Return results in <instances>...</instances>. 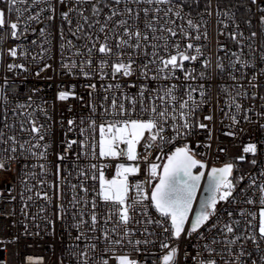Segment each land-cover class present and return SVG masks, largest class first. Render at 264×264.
<instances>
[{
    "label": "snow or ice",
    "instance_id": "1",
    "mask_svg": "<svg viewBox=\"0 0 264 264\" xmlns=\"http://www.w3.org/2000/svg\"><path fill=\"white\" fill-rule=\"evenodd\" d=\"M0 65V171L54 264H264V0H0Z\"/></svg>",
    "mask_w": 264,
    "mask_h": 264
},
{
    "label": "built area",
    "instance_id": "2",
    "mask_svg": "<svg viewBox=\"0 0 264 264\" xmlns=\"http://www.w3.org/2000/svg\"><path fill=\"white\" fill-rule=\"evenodd\" d=\"M241 25L243 27L242 22ZM32 38L35 37H30V39ZM58 42L57 37L56 43ZM12 43L14 42L7 43L5 47H11ZM229 46L231 47V45ZM4 75L5 72L2 65H0V83H2ZM7 75L9 76V84L3 89V92L7 93L12 101H15L16 99H25L28 89L32 87L34 83L37 87L45 89L43 95H45L47 99H51L52 89L49 88L48 84L44 81H39L37 83L32 78L28 77L27 74H23L21 77H13L11 73H8ZM14 90L18 91V95H13ZM261 94H264V89H262ZM259 103L260 102L257 101V104ZM11 106L12 105L10 104L9 107ZM84 114L87 115L86 112ZM138 150L141 149L138 148ZM23 165L24 161L21 160L19 163L10 164L9 171H0V239L10 240L12 236H19L18 242L9 244L7 246V251L0 255L7 259L8 264H22V262L23 264H27L26 258L28 255L44 257L43 264H54V261L59 256L60 250L64 246L61 243L62 226L60 224L56 225L57 237L56 240L53 241L51 236L45 235L44 222L41 219L46 213L50 214L51 209L46 208V213H41L40 208L45 206L44 202L35 196H33L31 201L27 202L26 207L21 201L20 193L24 191V189L20 187V181L23 178L24 171ZM242 167L247 171L250 166L243 164ZM141 179H143V177H141ZM30 183L35 185L36 180H31ZM35 190L36 189L34 188L33 191ZM24 195L27 197L28 193L24 192ZM10 196H14L15 199H11ZM227 207L231 208L232 206ZM24 212H27L28 214L27 222L29 223L31 231H37L35 224H40L39 236L23 235V222H25ZM221 214L224 215L226 219V213L222 212ZM33 215L36 216L35 221L32 220ZM135 219H142V217L137 215L130 224V227L138 229L140 226L135 223ZM63 241L65 244L68 242L66 234L63 236ZM53 244H55V253L51 247ZM28 245H31V247H28ZM159 251V248H157L156 252L158 254ZM17 253H19V255H17ZM253 255L256 256L258 254L254 253ZM225 258H227V256H225Z\"/></svg>",
    "mask_w": 264,
    "mask_h": 264
},
{
    "label": "water",
    "instance_id": "3",
    "mask_svg": "<svg viewBox=\"0 0 264 264\" xmlns=\"http://www.w3.org/2000/svg\"><path fill=\"white\" fill-rule=\"evenodd\" d=\"M198 194H203V187L201 186V188L198 190ZM198 203V201H197Z\"/></svg>",
    "mask_w": 264,
    "mask_h": 264
}]
</instances>
